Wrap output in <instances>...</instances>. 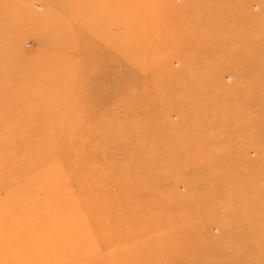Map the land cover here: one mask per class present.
Wrapping results in <instances>:
<instances>
[{
  "label": "rangeland",
  "instance_id": "374dc122",
  "mask_svg": "<svg viewBox=\"0 0 264 264\" xmlns=\"http://www.w3.org/2000/svg\"><path fill=\"white\" fill-rule=\"evenodd\" d=\"M0 264H264V0H0Z\"/></svg>",
  "mask_w": 264,
  "mask_h": 264
}]
</instances>
